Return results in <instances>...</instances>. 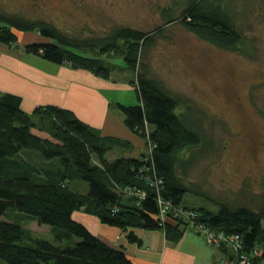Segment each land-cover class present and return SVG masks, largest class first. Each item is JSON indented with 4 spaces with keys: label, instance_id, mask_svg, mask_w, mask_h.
Listing matches in <instances>:
<instances>
[{
    "label": "trees",
    "instance_id": "16d2710c",
    "mask_svg": "<svg viewBox=\"0 0 264 264\" xmlns=\"http://www.w3.org/2000/svg\"><path fill=\"white\" fill-rule=\"evenodd\" d=\"M225 1L183 0L188 5L180 18H175L176 11L163 13L168 24L180 21L187 31L215 47L237 51L243 34ZM20 32L37 33L44 40L24 46L28 54L53 65L89 71L103 81L110 82L112 65L102 58L110 54L122 58L133 73L131 85L140 103L119 105V110L129 131L147 145L148 154L144 161L110 162L106 155L117 141L101 136L72 112L37 108L32 116L39 120L34 122L23 110L22 98L1 95L0 264H132L123 248L104 244L73 215L95 216L104 226L119 229L129 243L139 244L138 230H161L168 241L179 243L189 225L172 214L161 225L159 198L176 210L196 211L197 224L225 239L238 237L242 253L252 264L264 263V208L255 211L211 199L201 186L189 181L190 170L215 149V142L203 132L202 112L196 113L188 101L171 95L153 76L147 56L154 47V35L118 27L84 40L44 19L0 11V43L17 45ZM182 107L186 111L179 113ZM41 159L59 160L60 167L47 168ZM75 180L86 182L88 193L72 190ZM191 193L212 200L218 211L184 206V196ZM31 222L51 227L56 241L65 247L30 238L32 230L23 224Z\"/></svg>",
    "mask_w": 264,
    "mask_h": 264
},
{
    "label": "rangeland",
    "instance_id": "374dc122",
    "mask_svg": "<svg viewBox=\"0 0 264 264\" xmlns=\"http://www.w3.org/2000/svg\"><path fill=\"white\" fill-rule=\"evenodd\" d=\"M46 1V7L36 9L30 4L31 0H0V11L28 19H44L69 36L84 40L100 37L118 27L154 35V47L147 56L153 76L171 95L188 101L196 113L202 112L203 132H207L215 142V149L190 170L189 181L201 186L211 199L255 211L264 208V152L258 157L245 159V162L238 159L241 158L239 149L247 146L248 132L241 130L231 100L232 93H235L251 112L263 118L257 117L261 131L259 138L264 145V0L225 1V8L228 5L232 12L234 25L243 34L237 51L215 47L187 31L180 21L168 24L165 11L168 14L176 11L175 18H180L183 8L188 5L183 0ZM102 59L112 65L109 68L112 81L128 86L120 92L110 91L112 102L138 106V94L131 85L134 76L126 69L124 60L113 54ZM184 109L177 111L184 113ZM29 115L34 122L39 120L33 114ZM239 131L243 132L242 136L238 135ZM111 146L113 152L121 148L117 144ZM106 158L113 161L118 157L107 155ZM41 161L47 168L60 167L59 160ZM71 188L82 194L88 193L89 187L86 182L75 180ZM183 205L218 211L212 200L192 193L184 196ZM23 227L32 230L30 238L34 240L41 239L65 247L56 241L51 227L37 226L33 222L23 224Z\"/></svg>",
    "mask_w": 264,
    "mask_h": 264
},
{
    "label": "crops",
    "instance_id": "0c3cea01",
    "mask_svg": "<svg viewBox=\"0 0 264 264\" xmlns=\"http://www.w3.org/2000/svg\"><path fill=\"white\" fill-rule=\"evenodd\" d=\"M19 43L6 46L0 43V98L15 95L23 100V110L33 114L37 108L59 107L76 115L87 126L121 146L107 154L118 159L144 161L147 145L133 135L124 124L119 105L109 97L110 91L120 92L128 86L98 79L89 71L72 69L69 65H49L36 55H30L24 46L44 42L37 33H17ZM113 101V102H112ZM43 138L45 133H39ZM113 152V153H112ZM106 155V156H107ZM108 159V158H107ZM110 161V162H113ZM86 189V188H85ZM73 219L97 236L104 244L123 248L132 264H219L221 259L233 258L235 251L210 247L194 231L185 232L179 243L166 239L163 231H135L139 244L129 243L119 229L104 226L94 216L74 213ZM264 264V263H262Z\"/></svg>",
    "mask_w": 264,
    "mask_h": 264
},
{
    "label": "built area",
    "instance_id": "2783aa9c",
    "mask_svg": "<svg viewBox=\"0 0 264 264\" xmlns=\"http://www.w3.org/2000/svg\"><path fill=\"white\" fill-rule=\"evenodd\" d=\"M159 185H162V180L158 181ZM143 197V196H142ZM159 210L161 212L160 217L164 220L166 217L172 214L175 218H183L188 225L189 230L194 231L196 234L204 237L208 242L210 247L221 248V247H230L235 251L233 258L221 259L219 264H252L249 257L242 253L240 248V240L237 238L225 239L223 235L214 234L209 230L205 225H200L196 223V220L199 219V215L195 211H186V210H176L173 208L171 202H167L162 198H159Z\"/></svg>",
    "mask_w": 264,
    "mask_h": 264
},
{
    "label": "flooded vegetation",
    "instance_id": "af4514ba",
    "mask_svg": "<svg viewBox=\"0 0 264 264\" xmlns=\"http://www.w3.org/2000/svg\"><path fill=\"white\" fill-rule=\"evenodd\" d=\"M33 7L36 9L41 8V6L46 7V0H31ZM261 82V81H260ZM263 83V82H262ZM232 105L233 108H235L238 116V124L241 126V130L243 132L247 133L248 143L247 146H244L243 148L239 149L240 154H238V159H241L240 162H245V159L248 160L250 157L255 158L258 157L259 154L264 152V145L262 144V141L259 138V132L261 133L259 129V118L262 120L263 118L261 116H258L255 112H251L250 108H248L247 104L245 105L244 102H241L240 98L236 96L235 93H232ZM257 115V116H256ZM264 117V116H263ZM242 131L238 132V135L242 136ZM240 167V166H238ZM242 169V166H241Z\"/></svg>",
    "mask_w": 264,
    "mask_h": 264
},
{
    "label": "bare ground",
    "instance_id": "6f19581e",
    "mask_svg": "<svg viewBox=\"0 0 264 264\" xmlns=\"http://www.w3.org/2000/svg\"><path fill=\"white\" fill-rule=\"evenodd\" d=\"M181 209L185 210V209L182 208V207H181ZM181 209H179V210H181ZM192 211H194V210H192ZM195 212H196V211H195ZM160 214H161V212H160ZM159 216H160V215H159ZM164 220H165V219H164ZM164 220H162L161 217H160V221H161L160 224H161V225H164V224L166 223Z\"/></svg>",
    "mask_w": 264,
    "mask_h": 264
}]
</instances>
